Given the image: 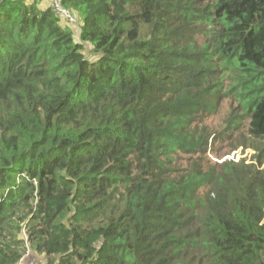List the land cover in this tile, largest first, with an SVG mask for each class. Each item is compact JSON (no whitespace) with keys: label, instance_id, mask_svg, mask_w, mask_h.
<instances>
[{"label":"trees","instance_id":"trees-1","mask_svg":"<svg viewBox=\"0 0 264 264\" xmlns=\"http://www.w3.org/2000/svg\"><path fill=\"white\" fill-rule=\"evenodd\" d=\"M43 1L0 0V264H264V0Z\"/></svg>","mask_w":264,"mask_h":264},{"label":"rangeland","instance_id":"rangeland-1","mask_svg":"<svg viewBox=\"0 0 264 264\" xmlns=\"http://www.w3.org/2000/svg\"><path fill=\"white\" fill-rule=\"evenodd\" d=\"M45 5H53L52 0H44L43 1ZM63 11V10H62ZM65 12V11H64ZM61 16L65 14H68L65 12L64 14L59 13ZM75 16V14H74ZM79 17L75 16L74 23L67 22L63 20V25L65 27H68V30L72 33L73 37L75 39H78L79 34ZM237 107V102L232 98H224L221 102V106L218 110V113L215 115L207 118L203 125L205 126L207 132H211L215 136H220L221 133L225 132L226 124L228 121V115L231 109H234ZM238 113V111H237ZM248 121L247 120H241V126L239 130H237L233 135H227V138H224L221 140H213L212 142L209 141V148L211 150V153L209 155V159L213 162L221 163L220 160L230 158L235 152H238L241 149V146H238L237 148H232L234 145H236L239 141L245 142V136L246 134V126ZM224 134V133H223ZM228 134V133H227ZM226 135V134H224ZM249 142V141H247ZM260 147L264 148V140L257 143ZM252 150L251 148H243L242 150ZM253 151V150H252ZM241 156V153L238 152V155L235 156V158H239ZM262 168H264V164L262 165ZM26 234L24 230H22L21 235H19V238L24 237ZM26 240V238H25ZM19 264H45L44 258L38 257L34 253H32L29 250L28 244L26 245V251L23 255V258L20 260Z\"/></svg>","mask_w":264,"mask_h":264},{"label":"clouds","instance_id":"clouds-1","mask_svg":"<svg viewBox=\"0 0 264 264\" xmlns=\"http://www.w3.org/2000/svg\"><path fill=\"white\" fill-rule=\"evenodd\" d=\"M254 156V151H252V150H246V151H244V150H242V148H241V159L240 160H244L245 161V164H253L254 162H253V160H252V157ZM224 160H226L225 158L224 159H222V161L220 160V162L222 163ZM228 160H230V159H228ZM239 160V161H240ZM247 162V163H246Z\"/></svg>","mask_w":264,"mask_h":264},{"label":"built area","instance_id":"built-area-1","mask_svg":"<svg viewBox=\"0 0 264 264\" xmlns=\"http://www.w3.org/2000/svg\"><path fill=\"white\" fill-rule=\"evenodd\" d=\"M54 1V9L58 10L59 13L64 14L65 12H63L62 10H60V0H53ZM66 15V14H65ZM64 15V16H65ZM239 153H241V149L238 151ZM238 152H235L230 158V160H233L235 162H238L241 159V156L239 158H235L236 155H238ZM247 163V162H246Z\"/></svg>","mask_w":264,"mask_h":264},{"label":"water","instance_id":"water-1","mask_svg":"<svg viewBox=\"0 0 264 264\" xmlns=\"http://www.w3.org/2000/svg\"><path fill=\"white\" fill-rule=\"evenodd\" d=\"M64 12V11H63Z\"/></svg>","mask_w":264,"mask_h":264}]
</instances>
